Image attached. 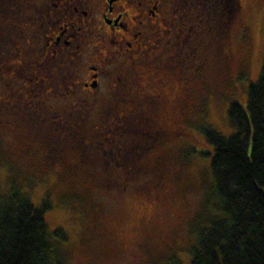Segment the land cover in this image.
Returning a JSON list of instances; mask_svg holds the SVG:
<instances>
[{
  "label": "rangeland",
  "instance_id": "obj_1",
  "mask_svg": "<svg viewBox=\"0 0 264 264\" xmlns=\"http://www.w3.org/2000/svg\"><path fill=\"white\" fill-rule=\"evenodd\" d=\"M4 1L0 0V7ZM238 2L228 35L231 66L223 62L214 36H208L207 59L199 76L186 86L187 103L165 106L155 125L164 133L151 141L116 135L112 143L109 134L93 136L97 110L90 114L81 142L60 125L48 138L37 136L36 143L26 142L30 144L27 152L25 133L14 125H0V194L6 196L14 188L34 207L44 205L47 229L60 230L64 236L63 240L51 237L53 264H190L198 232L218 213V201L211 192L212 146L204 130L223 136L233 131L227 108L237 102L245 109L247 86L257 79L264 63V0ZM120 14L114 8L109 18ZM117 22H123L121 16ZM58 25L63 27V22ZM22 26L20 21L13 22L10 35ZM95 28L90 36L84 33L90 47L81 51L83 59L110 50L96 38ZM6 31L0 24V39ZM69 33L67 29L58 35L64 38ZM80 72L82 76L84 71ZM2 76L6 80L4 72ZM100 82L96 96L102 99L106 88L104 79ZM7 91L0 78V95ZM182 92L172 86L173 95L181 98ZM72 100H60V111ZM2 112L4 108L0 120L7 119ZM63 117L70 121L74 116ZM118 141L120 146L114 147ZM146 153L147 159L142 158Z\"/></svg>",
  "mask_w": 264,
  "mask_h": 264
},
{
  "label": "flooded vegetation",
  "instance_id": "obj_2",
  "mask_svg": "<svg viewBox=\"0 0 264 264\" xmlns=\"http://www.w3.org/2000/svg\"><path fill=\"white\" fill-rule=\"evenodd\" d=\"M114 8L121 11L123 22L118 23L117 16L109 18ZM15 21L23 26L10 35ZM199 22V0H5L0 7V24L7 29L0 39V78L10 91L0 95V109L7 118L0 125H14L25 133L27 152L26 142L48 138L60 125L81 142L85 124L97 110L93 136L109 134L112 143L116 135L151 141L164 133L155 126L158 115L171 102L187 103L186 86L199 76L207 59L210 40ZM95 25L96 38L110 50L83 59L81 51L90 47L86 37ZM67 29L71 33L61 38L58 33ZM213 40L223 62L231 66L228 37ZM102 79L106 97L99 99ZM172 86L184 97L173 95ZM68 98L72 102L60 111L57 103ZM63 115L74 117L68 121ZM178 121L176 117L174 125ZM113 146L118 148L120 142Z\"/></svg>",
  "mask_w": 264,
  "mask_h": 264
},
{
  "label": "trees",
  "instance_id": "obj_3",
  "mask_svg": "<svg viewBox=\"0 0 264 264\" xmlns=\"http://www.w3.org/2000/svg\"><path fill=\"white\" fill-rule=\"evenodd\" d=\"M238 11V0H199L202 33L227 38ZM227 118L230 134L204 130L218 213L198 232L190 264H264V63L245 109L231 102ZM43 209L14 188L0 194V264H53L51 237L64 236L47 229Z\"/></svg>",
  "mask_w": 264,
  "mask_h": 264
}]
</instances>
